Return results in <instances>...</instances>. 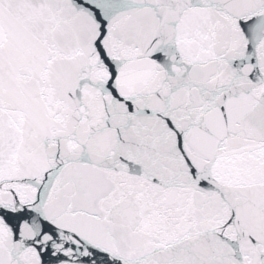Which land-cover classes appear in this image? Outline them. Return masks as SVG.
Segmentation results:
<instances>
[{"label":"snow or ice","instance_id":"obj_1","mask_svg":"<svg viewBox=\"0 0 264 264\" xmlns=\"http://www.w3.org/2000/svg\"><path fill=\"white\" fill-rule=\"evenodd\" d=\"M0 264H264V0H0Z\"/></svg>","mask_w":264,"mask_h":264}]
</instances>
